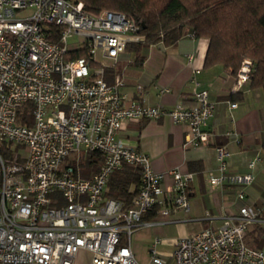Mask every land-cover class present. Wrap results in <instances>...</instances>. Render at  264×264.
Returning <instances> with one entry per match:
<instances>
[{"label":"built area","instance_id":"obj_1","mask_svg":"<svg viewBox=\"0 0 264 264\" xmlns=\"http://www.w3.org/2000/svg\"><path fill=\"white\" fill-rule=\"evenodd\" d=\"M139 30L125 13H92L82 1L0 0V149L8 156L0 151V264H74L80 251L90 254L89 264H140L132 233L190 210L193 173L156 171L118 134L127 120L168 117L187 125L184 146L207 145L215 102L195 76L192 103L170 108L129 99L118 74L108 82L105 69L116 66L128 44L144 41ZM73 35L80 40L68 48ZM251 68L242 61L235 88L249 80ZM26 106L30 123L22 118ZM215 151L218 174L207 176L210 185L253 182L251 173H227L225 146ZM124 164L140 171L128 205L107 195L110 176ZM236 197L244 199V192ZM151 212L154 219H143ZM204 219L208 226L175 239L173 264H264V248L246 239L253 225L264 224V204L239 206L218 225L212 215ZM159 243L149 249L152 264H166Z\"/></svg>","mask_w":264,"mask_h":264},{"label":"crops","instance_id":"obj_2","mask_svg":"<svg viewBox=\"0 0 264 264\" xmlns=\"http://www.w3.org/2000/svg\"><path fill=\"white\" fill-rule=\"evenodd\" d=\"M207 47L208 39L187 34L172 45L158 43L149 46L140 65L134 64L133 52H125L118 63L126 60L127 65L132 66L125 76L119 74L124 81L120 90L129 99L147 105L170 108L178 101L190 105L195 89L192 77L195 76L215 102L207 125L209 144L184 146L187 125L173 123L168 117L127 120L118 136L146 153L156 171L179 167L192 172L191 207L188 212L183 211L185 219L209 223L204 217L212 215L215 217L213 224L216 225L221 222L222 215L232 213L245 204L256 205L261 199V196L258 199L261 192L252 190L254 182L246 188V197L238 199L236 186L210 185L207 176L218 174L215 146L223 145L229 151L227 173H251L253 181L260 177L264 180V165L261 168L256 163L252 168L247 165L250 153L261 160V150H264V144H257L264 134V96L259 89L250 88L248 81L235 88V75L222 64L204 67ZM130 55H133V59H130ZM187 55L192 56L191 61H188ZM195 69L200 70L196 75L193 73ZM162 88L168 91L159 93ZM231 103L236 106L231 107ZM254 143L257 147H254ZM261 191L264 193V182ZM229 199L235 210H230ZM178 212L175 211L176 214Z\"/></svg>","mask_w":264,"mask_h":264},{"label":"trees","instance_id":"obj_3","mask_svg":"<svg viewBox=\"0 0 264 264\" xmlns=\"http://www.w3.org/2000/svg\"><path fill=\"white\" fill-rule=\"evenodd\" d=\"M76 1H82L89 12L104 9L123 12L139 24L144 41L126 46V52L134 53L135 65L145 59L149 46L158 43L172 45L191 34L208 39L204 67L222 64L236 75L243 58H250L249 87L260 89L264 96V0ZM28 112L29 106H26L22 118L30 123ZM139 181V168L124 164L110 176L107 195L128 205L136 194ZM156 216L151 212L143 219ZM246 239L249 244L264 248V228L249 230Z\"/></svg>","mask_w":264,"mask_h":264},{"label":"rangeland","instance_id":"obj_4","mask_svg":"<svg viewBox=\"0 0 264 264\" xmlns=\"http://www.w3.org/2000/svg\"><path fill=\"white\" fill-rule=\"evenodd\" d=\"M79 40H80V37L77 35H73L72 37H69L68 41H67L68 48H74L77 45ZM129 57H130V59H133V55H130ZM243 60H248L251 62V59L247 58V57H244ZM130 67H132V66H128L126 60L120 61L116 66L108 67L105 69V73H106L105 79L108 82H111L114 74H118V75L121 74V75L125 76L126 72L131 70ZM121 75H119V76L121 77ZM263 142H264V134H263V139L260 138L257 141L258 146H262V144H264ZM254 147H257V145H255V143H254ZM0 151L2 152V154L4 153V155L7 156V154L5 153V150L0 149ZM26 151L27 150L24 148H19V153L21 155H25ZM254 157H255V154L250 153L247 157L248 158L247 161L249 162ZM260 158H261V160L259 159L255 163H256L257 167L259 166L261 168L262 165H264V150L263 151L261 150ZM253 182H254V185L252 186V190L253 191L259 190L261 192L258 195V199L260 198V196H261V199H259L257 201L258 203H256L255 206H262L264 204V193H262L261 190H262V184H263L264 180L262 177H260V178H257ZM247 187L248 186H245V187L236 186L235 188L237 191L242 190L244 192L245 197H246V194H247L246 188ZM199 196L200 195H198V197ZM229 201H230V204H229L230 210L231 211H232V209L235 210L236 207H235V209L233 207H231L232 202L230 199H229ZM167 219L169 221H172V223L156 224L152 227H142V228L135 230L132 233L131 238H130V245H131V248L134 252L135 258L138 260V262L140 264H152L149 261V249L151 247L152 242L155 239L160 240V243L157 245L156 248L160 252V254H162L164 256V258L166 259V264H173L170 256H171V253L173 250V243H174L175 239H177L181 236H184V234H186V233L189 234L190 232L191 233L196 232L198 227H200L199 229H201V228H204V227L209 225L208 222L202 223L199 221H192V220H188V219L186 220L184 212L183 211L180 212V210L177 214L174 211L169 216L157 218V220H159V221L160 220L164 221ZM255 227L264 228V224H255L250 228V230L255 228ZM89 261H90V254L88 252H85V251H80L75 257L74 264H89Z\"/></svg>","mask_w":264,"mask_h":264}]
</instances>
